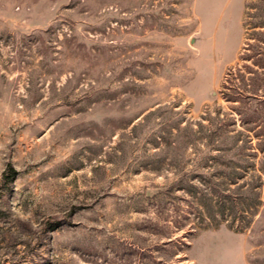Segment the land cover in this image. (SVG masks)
I'll return each instance as SVG.
<instances>
[{
  "label": "rangeland",
  "instance_id": "1",
  "mask_svg": "<svg viewBox=\"0 0 264 264\" xmlns=\"http://www.w3.org/2000/svg\"><path fill=\"white\" fill-rule=\"evenodd\" d=\"M0 264H264V0H0Z\"/></svg>",
  "mask_w": 264,
  "mask_h": 264
}]
</instances>
